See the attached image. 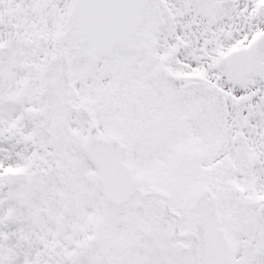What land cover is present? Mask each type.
I'll return each mask as SVG.
<instances>
[{"label": "snow or ice", "instance_id": "obj_1", "mask_svg": "<svg viewBox=\"0 0 264 264\" xmlns=\"http://www.w3.org/2000/svg\"><path fill=\"white\" fill-rule=\"evenodd\" d=\"M0 264H264V0H0Z\"/></svg>", "mask_w": 264, "mask_h": 264}]
</instances>
